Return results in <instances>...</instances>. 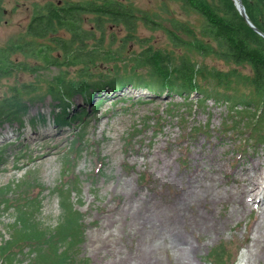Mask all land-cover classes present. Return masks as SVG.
<instances>
[{
	"label": "rangeland",
	"instance_id": "1",
	"mask_svg": "<svg viewBox=\"0 0 264 264\" xmlns=\"http://www.w3.org/2000/svg\"><path fill=\"white\" fill-rule=\"evenodd\" d=\"M52 1L89 0H0V49L13 50L15 63L0 76V99L24 85L43 95L28 102L20 92L28 102L21 120L0 123V244L35 227L56 241L50 234L63 222L65 191L83 231L75 264H264V139L247 126L252 115L210 98L198 103L195 93L183 98L130 85L100 87L92 102L74 93L66 110L46 92L51 81L79 78L83 68L96 80L113 65L129 67L144 47L229 72L223 81L198 78L229 94L250 92L233 76L250 74L248 66L201 54L195 45H216L202 33V16L176 0H120L134 16L157 21L136 19L132 30L106 19L98 27L94 15H82L86 60L73 62L51 41H69L67 29L45 38L28 32L35 10ZM44 44L54 46V64L34 54ZM91 51L99 54L93 62ZM251 111L255 119L259 110ZM22 246L18 257L27 264L33 254Z\"/></svg>",
	"mask_w": 264,
	"mask_h": 264
},
{
	"label": "trees",
	"instance_id": "2",
	"mask_svg": "<svg viewBox=\"0 0 264 264\" xmlns=\"http://www.w3.org/2000/svg\"><path fill=\"white\" fill-rule=\"evenodd\" d=\"M176 1L182 3L184 9L202 16V33L216 45L215 49L211 48L209 43L202 42L199 43L201 45H195L194 47L201 54H213L225 62L248 66L250 74L233 70L235 80L241 81L251 88L248 94H240L236 90L229 94L225 88L223 91H218L216 87L210 88L202 85L198 81L199 77H212L223 81L224 77L229 78L231 74L195 65L188 58L180 55L175 56L170 52L151 47H144L138 53H134L135 55L132 54L134 56L130 58L129 67L124 66L121 69L118 65H113L109 69L112 72L110 75L99 73L96 80H92L90 73L87 74L88 69L83 68L80 70L79 78L55 81L54 83L51 81L46 90L47 94L56 101L59 108L66 110V108L68 109L66 100L70 99L74 93H83L86 100L92 102L95 92L103 86L121 88L124 85H130L133 89L146 88L158 94L171 92L183 98H189L190 94L195 93L199 96L198 103L210 98L217 103L219 101L226 102L227 107L229 110H233L234 114L252 115L254 123L251 124L252 120L248 119L247 126H251V131L257 132L258 139L263 140L264 132L261 125L264 123V37L248 25L235 8L232 0ZM242 3L250 21L264 33V0H242ZM85 13L95 16L98 27H102L103 23L100 24L102 19L124 24L131 30L136 19H141L146 24H157V21L151 19L147 14L140 12L139 16H134L132 7L122 4L120 0L113 2L106 0L103 3L89 0L86 6L83 2L73 6L67 2L62 6L48 2L39 10H35L28 32L34 38H45L52 36L59 29H67L72 35L69 41L58 37V35H53L54 38L52 37L51 41L56 45V48L60 46L63 54L70 55L73 62H83L86 60L82 53V44L85 38L83 37L84 30L80 29L79 23L82 14ZM169 36L175 44L181 43L176 34L169 33ZM16 47L14 49H18ZM52 47L54 46L44 44V47L36 49L34 54L42 57L45 63L54 64L59 58L52 54ZM12 52L13 50L0 49V76L8 74L9 69L14 66L15 63L9 55ZM98 57L97 51L96 53L91 51L88 60L93 62ZM22 88L24 89L22 91L21 89H11L10 96L0 99V123L8 120H21L20 116L26 112V103L43 97V95L36 96V90L31 89L30 86L24 85ZM23 91L28 95L25 97L29 100L28 102H25L26 99L21 97L22 93L20 92ZM251 109L259 110L255 119L256 115L251 114ZM62 116L59 115L58 119ZM82 116L74 118L81 120ZM73 139L78 146L82 142L81 138L75 139L74 137ZM62 186H65L63 190L68 188L66 183H63ZM61 195L63 222L57 224L50 234L56 235L58 239L53 240L52 236L46 235L47 233L40 234L45 232L38 227L23 232L13 231L9 238L0 244V264H21L18 254L22 252L23 243H26L33 254L27 264H75L72 256L83 236L80 213L78 209L67 202L68 195L65 191H61ZM0 201L2 202L1 199ZM57 242L61 243V249L60 245H56Z\"/></svg>",
	"mask_w": 264,
	"mask_h": 264
},
{
	"label": "water",
	"instance_id": "3",
	"mask_svg": "<svg viewBox=\"0 0 264 264\" xmlns=\"http://www.w3.org/2000/svg\"><path fill=\"white\" fill-rule=\"evenodd\" d=\"M235 8L237 9V11L239 12V14L245 19V21L248 23L249 26H251L257 33H259L260 35H262L264 37V33L262 31H260L248 18L246 11H245V7L242 3V0H232Z\"/></svg>",
	"mask_w": 264,
	"mask_h": 264
},
{
	"label": "flooded vegetation",
	"instance_id": "4",
	"mask_svg": "<svg viewBox=\"0 0 264 264\" xmlns=\"http://www.w3.org/2000/svg\"><path fill=\"white\" fill-rule=\"evenodd\" d=\"M53 2V1H52ZM87 2L88 1H83V3H84V5L86 6L87 5ZM65 2H62V1H57V2H53V4H55V5H57V6H62V4H64ZM69 3V5L70 6H73V5H78V4H80V2L79 1H70V2H68ZM85 14H87V13H85ZM85 14H82L83 15V17H85L86 15ZM31 20H32V18H31ZM31 23V22H30ZM29 23V24H30ZM79 25V24H78ZM29 27V26H28ZM79 27V26H78ZM85 33H86V31H85ZM84 35V34H83ZM84 37V36H83Z\"/></svg>",
	"mask_w": 264,
	"mask_h": 264
},
{
	"label": "bare ground",
	"instance_id": "5",
	"mask_svg": "<svg viewBox=\"0 0 264 264\" xmlns=\"http://www.w3.org/2000/svg\"><path fill=\"white\" fill-rule=\"evenodd\" d=\"M2 149H3V148H2ZM192 178H193V177H192ZM188 180H189V179H188ZM190 182H191V181H188V182H187V185H189V184H190Z\"/></svg>",
	"mask_w": 264,
	"mask_h": 264
}]
</instances>
